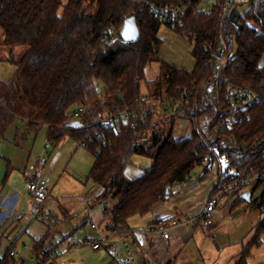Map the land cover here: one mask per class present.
I'll return each instance as SVG.
<instances>
[{
	"label": "trees",
	"instance_id": "trees-1",
	"mask_svg": "<svg viewBox=\"0 0 264 264\" xmlns=\"http://www.w3.org/2000/svg\"><path fill=\"white\" fill-rule=\"evenodd\" d=\"M156 1L186 4V15L175 31L193 43L192 70L160 58L163 40L158 33L163 22L144 3L0 0V29L4 31L6 45L29 46L13 78L9 81L0 78V141L16 120L27 122L28 130L35 133L47 126V139L54 146L67 136L80 143L86 141L85 147L96 157L89 178L102 187L99 198L107 202L104 219H109L108 231L129 230L131 217L145 216L165 202L172 194L171 188L191 178L196 166L205 164L204 171L210 170L211 163L217 162L216 155L198 133L209 143L230 138L243 148L254 146L264 137V65L260 66L264 56V0H248L249 6L240 18L241 29L222 17L219 4L206 9L199 7V0ZM130 17L136 20L139 29L136 41L120 38ZM112 36L117 39L112 41ZM223 44L225 82L256 91L259 101L249 109L247 119L224 126L216 133L220 106L213 96L214 54ZM154 61L161 62V71L158 78L147 81L150 88L154 86L150 95L172 99L188 89L190 94L181 114L194 121L197 132L194 130L191 136L177 140L174 130L166 132L161 127L163 118L154 113L140 115L133 126L99 125L98 113L103 111L99 105L101 96L105 93L109 98L106 109L137 105L144 96L141 84L145 68ZM73 105L77 107L71 111ZM81 106L87 110L79 120L80 125L66 127L68 122L78 120L75 113ZM135 154L150 157L153 163L141 175L129 178L124 169ZM230 157L232 163L242 160L246 164L254 159L258 165L264 163L257 151L231 153ZM234 179L229 175L219 185ZM259 185H263V191L253 201L260 209V219L235 264H249L252 250L263 242L264 182L254 188ZM110 200H115L116 205L111 206ZM245 200L240 196L234 205ZM47 239L44 235L33 245L34 251L45 259L56 247L48 245ZM8 262L7 255L0 256V264Z\"/></svg>",
	"mask_w": 264,
	"mask_h": 264
},
{
	"label": "crops",
	"instance_id": "crops-1",
	"mask_svg": "<svg viewBox=\"0 0 264 264\" xmlns=\"http://www.w3.org/2000/svg\"><path fill=\"white\" fill-rule=\"evenodd\" d=\"M143 92V91H142ZM147 84L144 95L151 94ZM13 126L12 133L9 134ZM7 132L6 138L0 141V222L6 224L16 216H22L23 209L33 208L32 197L28 190L27 163L31 157L46 154L45 176L48 180L51 195L43 209L64 206L65 218L62 224L64 232L61 241L52 244L60 246L62 251L57 255V264H110L114 260L112 248L102 246L95 260L81 263L87 247L75 251L74 247L87 239L97 238L99 231L108 232L109 219L104 221L106 201L99 198L102 187L89 178L95 162V155L82 142L67 136L58 145L49 143L48 127L35 133L28 130L27 122L16 120ZM49 144L52 147L49 150ZM206 166V165H205ZM203 171L197 176L205 179L194 184L185 181L171 188L169 198L153 210L142 216L140 222L129 223V230L121 232L118 237L135 249L139 255V264H235L242 252L248 237L239 244H231L228 237H223V212L219 209L210 226L200 222L184 224L172 228L171 238L164 239L151 231L157 222L168 223L174 219L186 220L201 209L205 197L210 193L216 175ZM198 193H195V192ZM175 195V196H173ZM197 195L194 199L193 196ZM54 198L55 202H51ZM111 206L116 205V202ZM52 215V212H49ZM57 215V214H56ZM90 224L92 229L86 227ZM200 226L202 229H200ZM82 232V238L73 239L74 234ZM252 232V231H251ZM12 247V246H11ZM15 247V245H13ZM236 247V248H234ZM232 249L230 256L222 257L226 250ZM34 251V247L30 249ZM80 254V255H79ZM80 256V257H81ZM222 257V258H221Z\"/></svg>",
	"mask_w": 264,
	"mask_h": 264
},
{
	"label": "built area",
	"instance_id": "built-area-1",
	"mask_svg": "<svg viewBox=\"0 0 264 264\" xmlns=\"http://www.w3.org/2000/svg\"><path fill=\"white\" fill-rule=\"evenodd\" d=\"M135 1L146 4L155 17L173 30L183 22L186 15V4H172L158 2L156 0ZM199 1V7L206 9H211L219 4L222 10V17L227 18L229 21H231L230 16L234 8L238 9L241 18L242 11H240L239 7L241 6V3L246 4V1L242 0ZM107 33L111 34L110 30H108ZM116 39V36L111 37L112 41ZM261 60H264V56ZM225 63L226 46L223 44L222 48L217 50L214 54V66L216 69L213 96L216 98L217 103L220 106L218 121L215 126L216 133H218L224 126L230 127L235 122H242L247 119L249 117V109L259 101V95L256 91L244 86L225 82V78L222 74ZM189 94V90L184 89L180 97L172 99L166 98L164 100L159 98L160 101L158 103H154L149 99L150 94L144 95L139 103L133 107L121 110H110L106 109L109 103V98L104 93L99 101V105L103 108V111L98 113L99 116L97 123L104 128L116 126L121 123L133 126L140 115L146 116L150 113H154L159 117L164 118L189 119L193 124L194 130L197 132L194 121L181 114L182 109L186 106ZM223 105L226 108L225 110H223ZM86 110L87 107L81 106L75 113L76 118L78 120L82 119L83 113ZM88 112H91V110L88 109ZM198 134L202 142L216 155L218 173L213 181L212 189L205 197L200 210L186 220L174 219L171 222L162 223L152 227L151 231L159 234L164 239L171 238L170 231L172 228L184 224L200 222L207 226L212 225L214 223V215L219 209L229 204H234L240 196H243L244 192L250 191L252 193V189H250L251 187H254L255 184L259 182H264V163L258 165V162L255 159L246 164L242 160H238L237 163H232L233 160L230 157L231 153L257 151L258 156L263 157L264 159V137L257 140L254 146L243 148L230 138H222L221 141L217 140L209 143L200 133ZM96 135L100 136V133H96ZM85 144L86 141H83L82 145L85 146ZM46 160V154L41 153L31 157L27 163L28 190L32 197L33 208L36 211L41 210L44 207L48 197L51 195L44 170ZM237 164H240V166L242 165V168ZM229 175L234 176L235 179L230 183L219 185L220 181L226 180ZM216 187H218V189L214 192ZM118 234L119 233L114 230H110L107 233L99 231L97 238L87 239L84 242L78 243L74 249L75 251H80L81 248L87 247L90 250L96 251L104 245H109L112 248L114 260L117 264H139V255L136 250L130 248L124 240L118 237ZM25 249L27 252L21 253L16 247L12 246L3 255L0 254V256L7 255L9 258L8 264H54L57 255L62 251L60 246H56L50 257L45 259L42 255L37 254L35 251H31L26 243Z\"/></svg>",
	"mask_w": 264,
	"mask_h": 264
},
{
	"label": "rangeland",
	"instance_id": "rangeland-1",
	"mask_svg": "<svg viewBox=\"0 0 264 264\" xmlns=\"http://www.w3.org/2000/svg\"><path fill=\"white\" fill-rule=\"evenodd\" d=\"M68 0H62L63 4L67 3ZM246 4L240 6V11H243L249 6L247 0ZM208 8V7H207ZM159 36L163 40V45L160 50V58L169 63H173L178 67L185 68L187 70H192L195 65V59L192 55L193 43L190 42L187 38L182 37L175 30L169 28L166 24H162L159 30ZM29 49L27 45H19L16 47H9L5 43V34L2 29H0V78L4 81H9L15 75L18 69V63L24 56V54ZM161 62L154 61L150 63L144 72V80L141 84L142 91H146L147 81L158 78L161 71ZM154 85V84H152ZM154 89V86L150 89ZM151 93V92H150ZM149 99L154 103H158L160 100L153 95L149 96ZM76 105L71 107V111L76 109ZM163 118L161 122V127L169 132L174 130V137L177 140L187 138L191 136L194 132V127L192 122L189 119L180 118L176 119L175 122L168 118ZM13 126L10 129L12 133ZM53 146L49 144V150ZM153 163V159L144 155L135 154L132 157L131 163L128 164L124 173L129 178H135L146 170L150 169ZM205 169V164L198 165L192 171L191 178L188 182H193L198 184V182H203L205 179L201 177L197 178L200 174L203 173ZM217 176L218 173V163L212 162L210 165V170L207 173H211ZM252 189V200H245L237 204H229L222 209L223 212V225H222V236L228 237L231 244H239L241 247L242 242L240 241L243 237L247 238V241L250 239L254 226L259 222L260 219V209L257 208L253 200L260 196L263 191V185L257 187H251ZM254 189V190H253ZM195 193H198L197 191ZM175 196V195H173ZM194 199L197 198V195L193 196ZM51 202H55L54 198L51 199ZM114 203L115 200H110ZM57 206L48 205L42 210H37V212H32L30 208L23 209L25 212L22 213V216H16L10 219L6 224L2 225L0 222V254L3 255L11 246L15 245L16 249L21 253H26L25 243L28 244L29 248H33V245L36 240L42 236H48L47 244L50 245L54 241H61V237L69 232H64L62 224L65 218L64 206H61L59 203H56ZM111 204V203H110ZM52 212V215H49V212ZM57 214V215H56ZM141 215H135L129 219V223L140 222ZM107 220L104 219L103 224ZM88 230L92 229L90 224L86 227ZM200 229L202 227L200 226ZM203 230V229H202ZM117 232V231H116ZM119 233V232H117ZM82 232L74 234L73 239H81ZM262 245L260 247H255L252 250V255L249 258V264H264V236L262 237ZM236 248V247H234ZM97 251V250H96ZM86 249L84 253V260L82 254L79 256L81 263L84 261L90 262L95 260L96 255L99 252ZM29 252V250H28ZM232 249L226 250L223 253L222 257L230 256ZM221 257V258H222ZM91 263V262H90ZM92 264V263H91Z\"/></svg>",
	"mask_w": 264,
	"mask_h": 264
},
{
	"label": "water",
	"instance_id": "water-1",
	"mask_svg": "<svg viewBox=\"0 0 264 264\" xmlns=\"http://www.w3.org/2000/svg\"><path fill=\"white\" fill-rule=\"evenodd\" d=\"M240 13L237 8H234L230 20L237 24V26L241 29L242 25L240 24ZM139 37V29L136 23V20L133 17L126 19L124 26L120 32V38L126 41H136ZM264 65V60H261L260 66ZM80 125L79 120H73L66 124L68 128H76ZM169 192V191H168ZM252 193L250 191H246L243 193V197L246 200H250Z\"/></svg>",
	"mask_w": 264,
	"mask_h": 264
}]
</instances>
